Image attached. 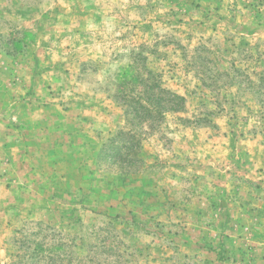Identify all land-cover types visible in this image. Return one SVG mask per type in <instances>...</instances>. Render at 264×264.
Segmentation results:
<instances>
[{"label": "rangeland", "instance_id": "1", "mask_svg": "<svg viewBox=\"0 0 264 264\" xmlns=\"http://www.w3.org/2000/svg\"><path fill=\"white\" fill-rule=\"evenodd\" d=\"M258 202L264 0H0V264H264Z\"/></svg>", "mask_w": 264, "mask_h": 264}, {"label": "trees", "instance_id": "2", "mask_svg": "<svg viewBox=\"0 0 264 264\" xmlns=\"http://www.w3.org/2000/svg\"><path fill=\"white\" fill-rule=\"evenodd\" d=\"M141 85L147 88V92L130 101L126 100V106L130 109L128 115L134 116L137 121L151 126L166 112H181L185 109V99L162 88L154 74H150V79L142 80Z\"/></svg>", "mask_w": 264, "mask_h": 264}, {"label": "crops", "instance_id": "3", "mask_svg": "<svg viewBox=\"0 0 264 264\" xmlns=\"http://www.w3.org/2000/svg\"><path fill=\"white\" fill-rule=\"evenodd\" d=\"M257 205L258 207H260V210L256 213L255 218H257L258 220H262V222L264 223V203L258 202Z\"/></svg>", "mask_w": 264, "mask_h": 264}]
</instances>
